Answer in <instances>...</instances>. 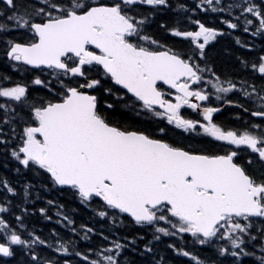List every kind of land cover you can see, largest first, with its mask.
<instances>
[{
	"label": "snow or ice",
	"instance_id": "obj_1",
	"mask_svg": "<svg viewBox=\"0 0 264 264\" xmlns=\"http://www.w3.org/2000/svg\"><path fill=\"white\" fill-rule=\"evenodd\" d=\"M0 264H264V0H0Z\"/></svg>",
	"mask_w": 264,
	"mask_h": 264
},
{
	"label": "trees",
	"instance_id": "obj_2",
	"mask_svg": "<svg viewBox=\"0 0 264 264\" xmlns=\"http://www.w3.org/2000/svg\"><path fill=\"white\" fill-rule=\"evenodd\" d=\"M229 39H231V38H229ZM257 44H259V40H257ZM64 199L65 198L61 197L60 198L61 202H64ZM35 223H36V226L38 229H43V232L45 235L48 234L49 229L53 226V224L51 222L43 221V220H37V221H35ZM57 227H59V226H57Z\"/></svg>",
	"mask_w": 264,
	"mask_h": 264
}]
</instances>
